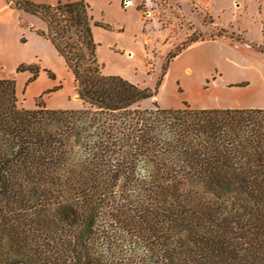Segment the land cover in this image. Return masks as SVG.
Returning <instances> with one entry per match:
<instances>
[{"label":"trees","instance_id":"16d2710c","mask_svg":"<svg viewBox=\"0 0 264 264\" xmlns=\"http://www.w3.org/2000/svg\"><path fill=\"white\" fill-rule=\"evenodd\" d=\"M14 3L83 107L21 108L0 79V264H264V108H141L153 91L103 73L85 0Z\"/></svg>","mask_w":264,"mask_h":264},{"label":"rangeland","instance_id":"374dc122","mask_svg":"<svg viewBox=\"0 0 264 264\" xmlns=\"http://www.w3.org/2000/svg\"><path fill=\"white\" fill-rule=\"evenodd\" d=\"M14 1L0 0V79L15 81L21 108L39 102L48 109L82 108L72 72L54 44L36 32L46 30L44 19ZM85 1L94 20L110 26L92 29L103 73L153 91L139 102L141 108L154 102L166 109H204L264 100L259 0H133L130 6L131 0ZM188 39L196 41L186 44ZM20 65H33L37 73Z\"/></svg>","mask_w":264,"mask_h":264},{"label":"crops","instance_id":"0c3cea01","mask_svg":"<svg viewBox=\"0 0 264 264\" xmlns=\"http://www.w3.org/2000/svg\"><path fill=\"white\" fill-rule=\"evenodd\" d=\"M129 3L130 4H126V6H130L134 4L133 0H131V2L129 1ZM259 3L261 6L259 26L262 29V32L264 34V0H259ZM219 39L220 40H227V39L230 40L229 37H227L226 39L224 38H219ZM208 41H211V40H208ZM250 43H253V42H250ZM260 45L264 46V44H260ZM235 102L236 103L226 104L225 106H215V107L212 106L211 108H264V100H261L258 103H245V104H240L238 103V101H235Z\"/></svg>","mask_w":264,"mask_h":264}]
</instances>
